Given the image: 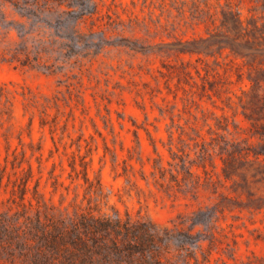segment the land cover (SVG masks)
<instances>
[{"label":"rangeland","instance_id":"1","mask_svg":"<svg viewBox=\"0 0 264 264\" xmlns=\"http://www.w3.org/2000/svg\"><path fill=\"white\" fill-rule=\"evenodd\" d=\"M230 1L264 22L260 1ZM215 4L0 0L1 238L41 210L90 211L160 229L173 264H264V155L245 158V186L224 176L218 145L260 141L241 105L247 67L229 49L181 51L208 36L199 18ZM204 66L223 74L232 107L198 95L202 84L212 93ZM0 264L13 260L0 253Z\"/></svg>","mask_w":264,"mask_h":264},{"label":"trees","instance_id":"2","mask_svg":"<svg viewBox=\"0 0 264 264\" xmlns=\"http://www.w3.org/2000/svg\"><path fill=\"white\" fill-rule=\"evenodd\" d=\"M258 1L264 9V0ZM199 20L206 27L208 36L188 43L182 52L216 55L229 49L247 67L251 94L248 104L241 105L244 116L251 121L254 134L260 137V141L257 146H248L243 144V139L227 140L220 135L218 140L224 176L229 179L239 175L246 186L247 173L242 170L245 158L264 155V93H261L264 90V22L255 17L244 19L239 8L230 0H216L214 9H203ZM204 70L205 81L211 75L214 77L210 84L212 93H209L206 84H202L198 95L201 98L215 95L223 102L222 109L232 107L231 90L223 74L219 71L212 74L208 66H204ZM177 74L180 81L190 82L191 72L187 64ZM238 77H243L239 66ZM206 153L205 148L202 155ZM183 164L185 178L195 179L196 174L192 170L194 162L185 158ZM12 165L16 166L15 163ZM257 174L256 171L253 175ZM25 195L26 190H21L19 196L23 199ZM75 215L68 218L51 213V210H41L36 212V217L27 216L19 226L14 222L6 236H0V253L10 256L13 264H173L158 244L160 229L151 227V224L132 222L130 217L98 216L90 211ZM0 217V226H3L4 218Z\"/></svg>","mask_w":264,"mask_h":264}]
</instances>
